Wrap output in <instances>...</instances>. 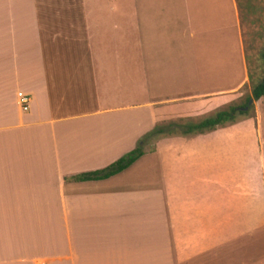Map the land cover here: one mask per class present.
Here are the masks:
<instances>
[{
    "label": "crops",
    "instance_id": "0c3cea01",
    "mask_svg": "<svg viewBox=\"0 0 264 264\" xmlns=\"http://www.w3.org/2000/svg\"><path fill=\"white\" fill-rule=\"evenodd\" d=\"M246 79L237 0H0V264H264V142L246 121L71 178Z\"/></svg>",
    "mask_w": 264,
    "mask_h": 264
},
{
    "label": "rangeland",
    "instance_id": "374dc122",
    "mask_svg": "<svg viewBox=\"0 0 264 264\" xmlns=\"http://www.w3.org/2000/svg\"><path fill=\"white\" fill-rule=\"evenodd\" d=\"M237 4L239 11L240 31H241L244 54L246 59L247 79L241 86L239 85L237 89L238 90L237 99L228 104H233L235 106H242V104L245 101L244 100L245 97L250 95L251 85L253 83H256L260 78V76L262 75L263 68H262V62L259 58V52L262 46L264 45V0H237ZM230 78L231 76L227 78V81H229ZM222 83H224L223 80ZM225 106H220V107L218 106V107L222 108ZM243 111H245L243 114H236L234 123L246 121V124L255 127L258 130V137H259L258 141H260L262 144L264 142V96L257 100L252 99L251 104ZM201 116L192 117V118H198ZM229 124L231 123H226L224 125H229ZM171 135H177V134H171ZM161 136H167V135H161ZM178 136H182V135H178ZM154 139L155 137L146 140V142L142 145L144 151L150 150L152 141Z\"/></svg>",
    "mask_w": 264,
    "mask_h": 264
},
{
    "label": "trees",
    "instance_id": "16d2710c",
    "mask_svg": "<svg viewBox=\"0 0 264 264\" xmlns=\"http://www.w3.org/2000/svg\"><path fill=\"white\" fill-rule=\"evenodd\" d=\"M259 58L262 62V75L256 83L251 85L250 95L245 97L242 106L228 104L225 107L217 108L198 118L184 117L158 122L151 130L141 137L140 141L133 149L124 153L113 162L103 168L80 173L71 178L74 180L101 179L123 170L143 154L144 150L142 145L150 138L171 134L193 136L209 132L226 123H234L236 114H243L245 112L241 108L246 105L249 98L257 100L264 96V45L260 49Z\"/></svg>",
    "mask_w": 264,
    "mask_h": 264
},
{
    "label": "built area",
    "instance_id": "2783aa9c",
    "mask_svg": "<svg viewBox=\"0 0 264 264\" xmlns=\"http://www.w3.org/2000/svg\"><path fill=\"white\" fill-rule=\"evenodd\" d=\"M17 98H18V103H19L21 110H23V111L26 110L27 109L28 96L21 93V92H18ZM36 264H41V263L38 262Z\"/></svg>",
    "mask_w": 264,
    "mask_h": 264
},
{
    "label": "water",
    "instance_id": "95a60500",
    "mask_svg": "<svg viewBox=\"0 0 264 264\" xmlns=\"http://www.w3.org/2000/svg\"><path fill=\"white\" fill-rule=\"evenodd\" d=\"M251 102H252V99L249 98V99L247 100V102H246V105L243 106L241 109H242V110H245V109L251 104Z\"/></svg>",
    "mask_w": 264,
    "mask_h": 264
}]
</instances>
